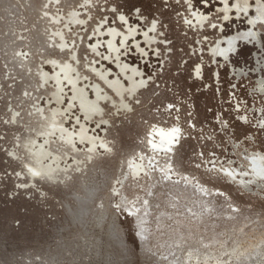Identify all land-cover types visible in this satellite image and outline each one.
Returning <instances> with one entry per match:
<instances>
[{"label":"rangeland","instance_id":"1","mask_svg":"<svg viewBox=\"0 0 264 264\" xmlns=\"http://www.w3.org/2000/svg\"><path fill=\"white\" fill-rule=\"evenodd\" d=\"M257 53L264 0H0V264H264Z\"/></svg>","mask_w":264,"mask_h":264},{"label":"bare ground","instance_id":"2","mask_svg":"<svg viewBox=\"0 0 264 264\" xmlns=\"http://www.w3.org/2000/svg\"><path fill=\"white\" fill-rule=\"evenodd\" d=\"M88 3V2H87ZM195 17H196V20L197 21H199L201 24L202 23H204V22H206V20H208V17L209 16H205V15H200V14H198V15H195ZM195 22V21H194ZM258 35H256V37L258 38V39H262L261 38V36H262V34H261V31H258V33H257ZM221 50H223L224 51V53H225V55L224 56H221V55H219L218 53L221 51ZM217 56H219L220 58H222V59H228L229 58V50H228V48H220V50H219V52H217L216 50H214L213 51ZM260 56H262V55H260V54H255L254 55V57H255V60H256V62H259L260 61V59L261 58H264L263 56L262 57H260ZM258 89H259V92L261 93V94H263V96H264V77L262 78V79H260L259 80V84H258ZM40 107V106H39ZM42 108V106L40 107V112L43 114V115H46V110H45V112L43 113V111H44V109H41ZM39 109V108H38ZM264 116V115H263ZM60 121H58V124H57V126L60 128ZM195 134V133H194ZM52 138H54V137H51V138H49L50 140L52 139ZM47 140V139H46ZM45 147V150H47L48 149V147L47 146H44ZM44 147H42V148H40V149H44ZM36 151V150H35ZM160 151V150H159ZM51 153V154H50ZM54 152L52 151V150H49L48 151V153H46V152H44V153H36V155L37 156H39V158L41 159V161H39L40 163L42 162V164L43 165H48L49 166V168L48 169H46V172H51V173H49V174H52V172L55 170V167H57L58 165H59V162L57 161H55V163H52V160L51 159H53V158H55V154H53ZM49 158H51V159H49ZM58 160V159H57ZM142 162V161H141ZM251 162H252V164L251 165H253V171H254V176H253V178H254V183H256L257 184V186H261V184H258V183H260V180H262V181H264V155H261V154H259V155H254V157L251 159ZM250 162V163H251ZM40 166V165H39ZM237 166V165H236ZM60 167H63V165H61ZM236 168V167H235ZM163 169V168H162ZM167 169V171H166V175L167 176H169L170 175V177H168L169 179H178V178H180V176L179 175H177V174H173V173H171L172 172V170L170 169V168H166ZM34 171H32V175H33V177H36V176H40V175H38L40 172H38L39 170L38 169H33ZM35 170H37V171H35ZM57 171H59V170H57ZM228 171V170H227ZM157 173V172H156ZM228 174V173H227ZM48 175V174H47ZM174 175H176V176H174ZM224 175V174H223ZM231 175L232 176H234V174L233 173H231ZM230 175V176H231ZM237 175V174H236ZM226 176V175H225ZM245 176V175H244ZM182 177V179H183V181L184 182H186L187 184H189L190 185V187H195L196 186V184H195V182L193 181V179L191 178V177H188V176H181ZM241 177V176H240ZM246 177H248V176H246ZM168 179V180H169ZM229 179V178H228ZM249 180V179H248ZM170 181V180H169ZM238 181V180H237ZM246 182H247V179H246ZM249 182V181H248ZM176 184V183H175ZM242 184H243V186H246L245 185V181L243 180V182H242ZM255 184V185H256ZM129 216H131V215H129Z\"/></svg>","mask_w":264,"mask_h":264},{"label":"built area","instance_id":"3","mask_svg":"<svg viewBox=\"0 0 264 264\" xmlns=\"http://www.w3.org/2000/svg\"><path fill=\"white\" fill-rule=\"evenodd\" d=\"M170 105H171V104H170ZM173 109H174V107H173L171 110H173ZM174 112H175V111H174ZM169 113H171V111H169ZM174 114H175V113H174ZM178 114H180V111L176 113V116H177ZM170 115H171V114H170ZM157 122L160 123V122H162V121L160 120V121H157ZM163 122H164V121H163ZM163 122H162V124H163ZM180 124H181V123H180ZM180 127H182V126H180ZM190 133H191V132H190Z\"/></svg>","mask_w":264,"mask_h":264},{"label":"snow or ice","instance_id":"4","mask_svg":"<svg viewBox=\"0 0 264 264\" xmlns=\"http://www.w3.org/2000/svg\"><path fill=\"white\" fill-rule=\"evenodd\" d=\"M231 49V45H230V48H229V50ZM219 55H221V56H224L225 55V53H224V51L223 50H221L219 53H218Z\"/></svg>","mask_w":264,"mask_h":264}]
</instances>
